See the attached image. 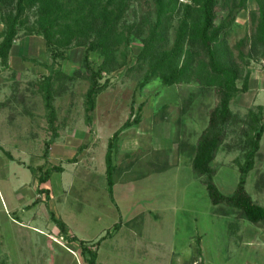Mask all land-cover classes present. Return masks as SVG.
<instances>
[{
    "label": "rangeland",
    "instance_id": "rangeland-1",
    "mask_svg": "<svg viewBox=\"0 0 264 264\" xmlns=\"http://www.w3.org/2000/svg\"><path fill=\"white\" fill-rule=\"evenodd\" d=\"M254 11L257 0H248L226 38L243 75L256 71L259 79L232 101L235 122L227 128L212 163L214 182L225 195L237 188L243 141L255 133L254 125H245L244 119L251 109L264 105V60L245 65L258 24ZM146 12L147 6L134 1L125 20L138 23ZM226 15L219 11L221 18ZM25 18L9 67L0 64V264H87L79 243L62 238L52 215L66 224L71 237L99 246L98 264H264V223L253 224L226 204L213 205L188 156L189 147L208 125L209 109L219 101L216 92L194 82L163 87L156 81L141 89L146 67L127 71L143 48L144 36L133 32L129 66L103 74L88 120L86 93L91 83L83 62L86 48L76 43L69 50L56 47L62 55L54 57L37 32L36 10L27 11ZM3 28L0 24V33ZM173 38L172 29L169 45ZM91 60L101 63L95 52ZM50 66L63 76L55 84L53 105L54 144L64 153L55 156L52 144L46 159V142L55 132L39 84ZM237 83L242 87L243 80ZM192 94L193 105L184 115L182 108ZM165 104L167 119L155 121V112ZM138 116L141 123L124 130L114 151L112 196L107 183L108 142L128 119ZM262 142L263 154L264 138ZM75 156L77 160L69 162ZM41 166L43 172L53 166L66 169L53 172L45 184L48 201L38 191L43 186L36 178L43 173ZM256 168L247 176L246 190L264 206V185L258 182L264 158L259 157Z\"/></svg>",
    "mask_w": 264,
    "mask_h": 264
},
{
    "label": "trees",
    "instance_id": "trees-1",
    "mask_svg": "<svg viewBox=\"0 0 264 264\" xmlns=\"http://www.w3.org/2000/svg\"><path fill=\"white\" fill-rule=\"evenodd\" d=\"M134 1L147 6V12L138 23L128 24L125 20L127 11ZM247 5L248 0H188L187 3H181L180 0H0V24L4 26L0 33V64L2 67H9L15 42L26 25L27 11L35 9L38 14L37 32L45 37L47 47L54 57L62 55L56 47L69 50L76 43L86 48L83 62L86 76L91 83L86 93V111L88 120H91V112L95 110L96 100L101 92L99 81L103 74L129 66L132 33L143 35V48L136 57L135 65L127 70L146 67L145 75L139 82L141 89L156 81L163 87L194 82L202 90H214L218 96V103L209 109L206 129L196 145L189 147L188 155L193 171L208 191L211 203L231 206L253 224L264 223V206L257 204L246 190L247 176L254 170L260 157L264 136V105L251 109L244 119L245 125H254L255 133L243 141V163L238 162L240 179L232 195H225L220 191L214 182L216 171L212 167L216 154L224 143L227 128L235 122L232 101L250 89L252 71L248 70L243 75L244 71L236 63L226 39L238 15L247 9ZM257 5L258 11H254L252 16L253 19H258V24L250 40V51L245 64L247 66H250L251 61L264 60V0H257ZM219 11H226V17L221 18ZM172 29L174 40L169 45ZM243 44L244 41H241L237 48L240 50ZM93 52L98 53L101 58L99 65L91 60ZM245 57L240 51V58L244 60ZM62 77L61 71L50 66L49 75L39 84V92L55 132L46 142V159L57 137V111L53 99L55 84ZM240 80H243L242 87H238L237 82ZM194 96L192 94L186 100L182 108L184 115L191 109ZM167 111L166 104L159 107L154 115L155 121L166 120ZM141 121V116L134 120L128 119L109 139L106 166L108 191L112 196L116 171L114 151L124 130L140 124ZM84 148L85 146L80 147L79 152ZM76 160L77 156L69 162ZM43 169V166L39 168L41 173ZM63 171V167L53 166L36 178L40 184H45L53 172ZM33 172L37 175V170ZM262 179L264 181V176ZM38 191L43 194L46 189L39 188ZM52 219L62 238L79 243L87 264H98L97 244L90 247L76 236L71 237L64 222L55 215H52Z\"/></svg>",
    "mask_w": 264,
    "mask_h": 264
},
{
    "label": "crops",
    "instance_id": "crops-1",
    "mask_svg": "<svg viewBox=\"0 0 264 264\" xmlns=\"http://www.w3.org/2000/svg\"><path fill=\"white\" fill-rule=\"evenodd\" d=\"M258 72L256 73V71H252V74H251V78H250V88H251V85H252V82L254 81V80H258L259 79V77H258ZM257 75V76H256ZM262 79H264V77H261ZM263 95V94H262ZM261 95V96H262ZM264 138V137H263ZM262 141H263V139H262ZM56 144H53V147L55 146ZM58 146V145H57ZM54 150H55V153H54V155L55 156H59L60 154H62V153H64V150L63 149H61V147H60V149H58V147H56L55 146V148H54ZM262 152H263V142H261V150H260V158H261V160L264 158V153L262 154ZM61 157H62V155H61ZM66 159H70V158H66ZM259 159V158H258ZM257 162H258V160H257ZM257 163H256V166H255V168H254V170L252 171V172H255L256 170H257ZM66 170V169H65ZM65 170L63 171V172H65ZM62 172V173H63ZM264 176V172H261V174H260V177H259V179H258V182H259V184L260 185H264V183H262L263 182V179H262V177ZM45 184H47V183H45ZM45 184H40V185H43L42 187H39V188H43V189H46V191H48V195H49V193H50V190L47 188V187H45ZM41 195H44L45 196V199H46V201H48V198H49V196L47 195L46 196V194L45 193H43V194H41ZM45 199H43V201L45 200ZM29 206V205H28ZM28 206H26V208H31V207H28ZM59 232V231H58Z\"/></svg>",
    "mask_w": 264,
    "mask_h": 264
}]
</instances>
